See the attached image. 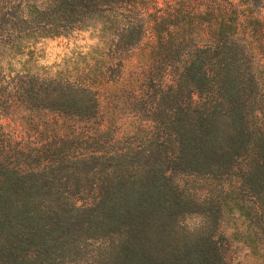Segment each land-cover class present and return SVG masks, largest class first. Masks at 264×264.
<instances>
[{
  "label": "trees",
  "instance_id": "trees-1",
  "mask_svg": "<svg viewBox=\"0 0 264 264\" xmlns=\"http://www.w3.org/2000/svg\"><path fill=\"white\" fill-rule=\"evenodd\" d=\"M0 264H264V0H0Z\"/></svg>",
  "mask_w": 264,
  "mask_h": 264
},
{
  "label": "rangeland",
  "instance_id": "rangeland-1",
  "mask_svg": "<svg viewBox=\"0 0 264 264\" xmlns=\"http://www.w3.org/2000/svg\"><path fill=\"white\" fill-rule=\"evenodd\" d=\"M94 41L88 29L74 30L67 35L43 37L38 42V63L54 67L62 57L72 54L74 50L85 51ZM241 251L242 249H239V253Z\"/></svg>",
  "mask_w": 264,
  "mask_h": 264
}]
</instances>
